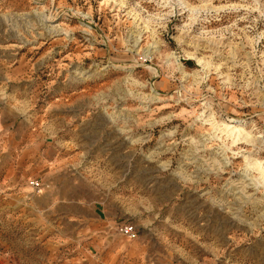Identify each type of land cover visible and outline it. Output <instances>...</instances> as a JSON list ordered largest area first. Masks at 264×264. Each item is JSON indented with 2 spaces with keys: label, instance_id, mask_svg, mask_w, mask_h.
<instances>
[{
  "label": "rangeland",
  "instance_id": "1",
  "mask_svg": "<svg viewBox=\"0 0 264 264\" xmlns=\"http://www.w3.org/2000/svg\"><path fill=\"white\" fill-rule=\"evenodd\" d=\"M0 118V264H264V0H0Z\"/></svg>",
  "mask_w": 264,
  "mask_h": 264
},
{
  "label": "crops",
  "instance_id": "2",
  "mask_svg": "<svg viewBox=\"0 0 264 264\" xmlns=\"http://www.w3.org/2000/svg\"><path fill=\"white\" fill-rule=\"evenodd\" d=\"M26 125L22 123H18L17 125L13 122L0 118V137H2V143L5 141L4 136H14L17 139H20L18 151H14L11 148V143H15L12 139L7 138L8 147L0 148V157L11 153H15V155L28 156L29 160L24 161L21 165L20 176L28 175V166L32 164L31 157L37 155L36 150V137H40L39 131L31 128L29 130V135L26 133ZM36 131V133H35ZM31 137V144L27 146L26 141H29L28 137ZM5 143V142H4ZM47 143V142H46ZM1 144V143H0ZM18 144V143H17ZM5 146V144H4ZM42 153H45L44 151ZM46 164L42 165L47 168V173L45 175L51 176L56 172V158H47ZM56 159V160H55ZM99 221L98 223L90 224V226L86 225L85 228L81 231H85L89 235L88 244L86 243V249L82 250V256L90 258V256H95L99 258V262L101 264H115L116 261L129 263L132 258H138L141 253L137 251L138 243L137 241H126L123 236H119L116 234L117 225L114 222L108 220L104 214H97ZM85 229V230H84ZM83 258V257H82Z\"/></svg>",
  "mask_w": 264,
  "mask_h": 264
},
{
  "label": "built area",
  "instance_id": "3",
  "mask_svg": "<svg viewBox=\"0 0 264 264\" xmlns=\"http://www.w3.org/2000/svg\"><path fill=\"white\" fill-rule=\"evenodd\" d=\"M30 185H32V187H34V188H37L39 186L38 183H30ZM117 232L121 236H123L124 238L126 237L127 239H135L136 238L135 229L131 225L119 226L117 228Z\"/></svg>",
  "mask_w": 264,
  "mask_h": 264
},
{
  "label": "bare ground",
  "instance_id": "4",
  "mask_svg": "<svg viewBox=\"0 0 264 264\" xmlns=\"http://www.w3.org/2000/svg\"><path fill=\"white\" fill-rule=\"evenodd\" d=\"M53 28V27H52ZM229 128L227 125L225 126V128ZM232 129H234L233 127H230V131L232 130ZM243 132L240 130V129H237L236 130V134H238V136H240L241 134H242Z\"/></svg>",
  "mask_w": 264,
  "mask_h": 264
}]
</instances>
